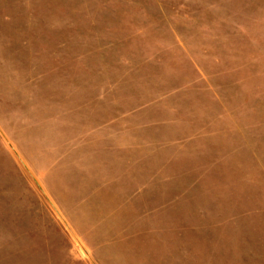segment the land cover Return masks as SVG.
I'll list each match as a JSON object with an SVG mask.
<instances>
[{"label": "rangeland", "instance_id": "rangeland-1", "mask_svg": "<svg viewBox=\"0 0 264 264\" xmlns=\"http://www.w3.org/2000/svg\"><path fill=\"white\" fill-rule=\"evenodd\" d=\"M0 264H264V0H0Z\"/></svg>", "mask_w": 264, "mask_h": 264}]
</instances>
